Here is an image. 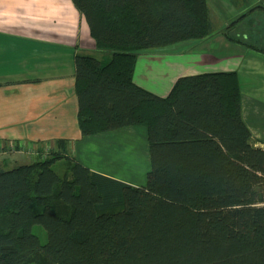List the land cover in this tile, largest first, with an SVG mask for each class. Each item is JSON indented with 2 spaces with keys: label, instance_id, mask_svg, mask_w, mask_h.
<instances>
[{
  "label": "trees",
  "instance_id": "1",
  "mask_svg": "<svg viewBox=\"0 0 264 264\" xmlns=\"http://www.w3.org/2000/svg\"><path fill=\"white\" fill-rule=\"evenodd\" d=\"M72 1L96 46L74 55L80 133L143 128L150 179L91 171L66 139L0 167V264H264V149L242 120L237 72L180 76L164 96L134 81L142 51L213 33L207 0ZM247 14L226 38L264 55L228 31Z\"/></svg>",
  "mask_w": 264,
  "mask_h": 264
},
{
  "label": "crops",
  "instance_id": "2",
  "mask_svg": "<svg viewBox=\"0 0 264 264\" xmlns=\"http://www.w3.org/2000/svg\"><path fill=\"white\" fill-rule=\"evenodd\" d=\"M256 2L245 4L242 13L264 7V0ZM245 20L239 24L243 40L263 43L264 14ZM234 45L238 49L225 58L195 53L196 47L188 45L168 53L146 49L137 58L134 81L164 96L180 76L235 70L242 120L255 145L264 149V55ZM95 47L88 22L72 0H0V167L29 164L66 139L69 156L91 171L131 186L148 182L151 163L143 128L90 136L78 128L74 55L94 53ZM113 168L116 174L105 171Z\"/></svg>",
  "mask_w": 264,
  "mask_h": 264
},
{
  "label": "rangeland",
  "instance_id": "3",
  "mask_svg": "<svg viewBox=\"0 0 264 264\" xmlns=\"http://www.w3.org/2000/svg\"><path fill=\"white\" fill-rule=\"evenodd\" d=\"M208 7H209V13L211 14V20L213 22V33L205 40H188L180 43L170 44L163 47L162 50H165L168 52L175 50H178V48H181L182 46L188 45L190 47H196L195 53H200L202 55H209L212 54L215 57L218 58H225L226 56H229V54L233 53L238 47H236V43L231 42L227 40L226 38V28L227 26H231L232 22L237 20V18L241 15L242 9L244 8L245 4H259V2H256V0H207ZM264 4V3H263ZM257 6V5H255ZM254 6V7H255ZM253 8V7H252ZM251 9V8H250ZM262 10V9H261ZM248 11V14L245 18H250L252 20L253 18H257L259 14H264V11L255 10L254 13L252 10ZM243 20V19H242ZM246 21V20H243ZM237 22V21H236ZM239 22V21H238ZM260 23V22H259ZM239 24H244V22H240ZM238 26L234 25L232 28L228 29L229 33L233 35H237V32H240V25ZM262 24V23H260ZM257 27V26H256ZM235 30V31H234ZM199 41V42H198ZM260 45L264 44V42L257 41ZM156 48V47H154ZM173 53V52H172ZM29 161V160H28ZM60 165L55 164L54 169L56 171L60 170ZM112 172L116 174V170L110 169L105 170ZM125 174V173H123ZM34 232L38 234L42 242L46 241V232L45 230L39 226L36 225L34 227Z\"/></svg>",
  "mask_w": 264,
  "mask_h": 264
},
{
  "label": "built area",
  "instance_id": "4",
  "mask_svg": "<svg viewBox=\"0 0 264 264\" xmlns=\"http://www.w3.org/2000/svg\"><path fill=\"white\" fill-rule=\"evenodd\" d=\"M46 151L42 153L41 157L44 158L46 156Z\"/></svg>",
  "mask_w": 264,
  "mask_h": 264
}]
</instances>
